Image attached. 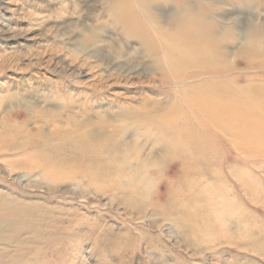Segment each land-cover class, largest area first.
<instances>
[{
    "label": "rangeland",
    "instance_id": "rangeland-1",
    "mask_svg": "<svg viewBox=\"0 0 264 264\" xmlns=\"http://www.w3.org/2000/svg\"><path fill=\"white\" fill-rule=\"evenodd\" d=\"M121 9L119 0H0V145L83 131L110 147L68 164L54 190L41 170L9 168L43 156L0 158V191L9 184L19 199L46 203L56 220L46 230L60 239L34 248L38 260L26 264H264V133L249 145L244 130L264 119V104L239 115V140L200 111L220 84L241 98L226 105L264 103V67L255 65L264 59V0L137 7L154 40L169 42L188 17L211 25L221 44L216 80L192 63L171 66L124 25L131 18ZM85 168L96 172L84 177Z\"/></svg>",
    "mask_w": 264,
    "mask_h": 264
},
{
    "label": "bare ground",
    "instance_id": "bare-ground-1",
    "mask_svg": "<svg viewBox=\"0 0 264 264\" xmlns=\"http://www.w3.org/2000/svg\"><path fill=\"white\" fill-rule=\"evenodd\" d=\"M155 1L157 0H136L133 1V4L132 0H119V4L123 9L121 10L124 11V13L127 12L131 18L126 19L125 17H121L120 19L127 28L134 30L143 45L158 46L160 51L168 56L171 66L184 67L192 63L190 65H196L195 67L205 73L214 75L213 78L215 80L220 79V75H222L223 72L219 65L221 64V59L217 48L220 47L221 44L219 45V40L214 39L211 25L206 22L201 24L196 21V23H194L192 17L185 18V25L179 28L168 42L165 36H163L162 39L159 38L154 40V38L150 36L151 34L149 31L145 30L143 28L144 26L138 24L140 20H138L139 14L137 7L145 10V8H148ZM172 1L180 2V4L182 3V0ZM252 63L254 62L252 61ZM255 65L264 67V59L261 60L259 64L256 62ZM175 78L179 81L184 80L185 76L182 69L175 72ZM217 86H214L215 88L212 87V91H208L209 89L206 91V96L202 100H207L210 106H202L200 111L203 114L209 115L213 120L211 122L214 123V126H219L220 129L232 135L235 139H242L243 133L241 129H243L242 127L246 124V120L242 122L239 119V115L241 113L244 115L250 114L254 112L256 108V112H258L260 110L259 104H262V108L264 103L259 99H248L244 101L246 102L244 104V109L243 107L235 108L233 105H226L234 101H239L241 98L239 95L235 94V91L231 93L229 89L223 90L224 85L222 86V84H220ZM225 91L227 99L228 94L232 96V98H229V101L227 100V103H224L225 100H223ZM212 102H214V106ZM261 117H263V114ZM222 118L226 124H224L225 122L223 124L220 123V119ZM153 120L154 119L150 118V121ZM250 123L251 122H249V124ZM247 125L248 124L244 126V130L251 134V137L247 139L249 140V145L257 143V140H255L256 135H254L256 132L254 131L259 130L264 133V119H261L256 125H253L251 129H246L248 127ZM13 132L14 131H12V134ZM187 137L188 139H186L185 143L190 146L195 141L193 137ZM108 144V139L104 138L100 133L96 135L87 134L83 131H73L68 134L56 133L46 138L45 136H40L33 143H26L22 146L12 141H10L7 146L0 145V158L15 157L18 151L24 152L26 149L35 156H43V159L41 158L43 161H41V163H32L34 164L33 166L28 163L23 166L22 163V167H20L19 163H10L9 168L11 171L16 169H29L31 171L41 170V173L46 179L45 181L51 186V188L48 187L54 190L55 187L65 183V177L69 174V172L66 171L69 167L68 164L82 163L84 160H87L86 158L89 156L98 157L103 150L110 148ZM235 146L237 147V143ZM113 147L115 151L114 154H119L118 148L120 147L115 148L116 145ZM125 150L126 148L124 147L123 152H125ZM172 150L174 151L176 149L170 148V152ZM41 159H39V161ZM83 170L82 174H84V177H89L91 176L90 173L96 172L89 168ZM76 179L78 178H74L73 180ZM5 188L7 191H0V259L6 258V264H26L28 261H37L38 252L34 248H38L39 246L51 248L60 239L58 236L48 234L50 232L46 230L49 228L48 224L56 222L54 219L55 216L50 215V210H46V203L19 199L22 191H18V189L9 184L6 185ZM15 193H17L18 196L15 195ZM23 193L26 194L25 199L37 198L36 195L26 192ZM82 198L84 199V197ZM62 199L66 200L65 198ZM49 200L50 197L45 200V202H49ZM31 250L34 254L30 252ZM45 257V255L41 256L40 260H44Z\"/></svg>",
    "mask_w": 264,
    "mask_h": 264
}]
</instances>
